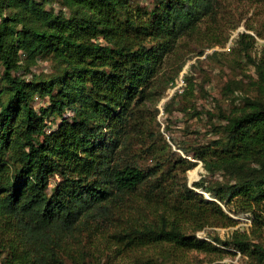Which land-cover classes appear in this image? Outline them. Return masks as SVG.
<instances>
[{"label": "trees", "instance_id": "16d2710c", "mask_svg": "<svg viewBox=\"0 0 264 264\" xmlns=\"http://www.w3.org/2000/svg\"><path fill=\"white\" fill-rule=\"evenodd\" d=\"M53 1L0 0V264H107L116 253L174 264L215 248L196 232L234 224L229 212L251 213V237L212 240L264 262V100L244 96L197 148L224 178L193 182L211 198L176 182L148 142L184 50L224 43L226 10L264 0ZM252 40L242 31L236 42L264 85ZM41 61L48 71L34 70ZM146 154L152 165L139 163Z\"/></svg>", "mask_w": 264, "mask_h": 264}, {"label": "rangeland", "instance_id": "374dc122", "mask_svg": "<svg viewBox=\"0 0 264 264\" xmlns=\"http://www.w3.org/2000/svg\"><path fill=\"white\" fill-rule=\"evenodd\" d=\"M137 1L149 6L152 4V0ZM60 5L58 0L46 4L47 7ZM226 11L235 25L224 43L206 47L202 54L201 44H190L184 50L185 62L174 83H168L155 105L152 121L154 125L148 142H154L153 153L159 151L165 159L164 162L169 160L166 167L171 168V171L168 173L182 186L194 187L193 182L201 179H204L206 185L210 180L224 179L220 172L211 174L205 170L202 159L195 155L197 148L209 144L218 136L214 126L222 123L221 114H228L235 106H241L244 96L264 100L262 79L253 65L245 60L236 42L240 32H248L253 36L249 50L251 55L257 58L264 54V8L255 2L246 5L242 1H236ZM246 25L253 26V29H247ZM214 50L217 52H213ZM48 64L49 62L41 61L34 70L48 71ZM180 79H183L181 90L176 88ZM188 79L194 83L192 91L187 88ZM36 100V106L45 101L40 97H36ZM152 132L154 133L151 134ZM149 154L139 158V163L152 165L155 159ZM194 188L204 197L211 198L206 189ZM221 205L227 211L225 206ZM229 214L235 220L234 224L208 225L196 232L198 238L215 248L208 247L206 251L193 250L188 253L187 260L174 264H264L242 254L232 246L225 247L212 240L215 234L226 237L233 230L251 237V213ZM103 261H107V264L111 261L113 264H134L133 257L123 253H116L108 258L104 256Z\"/></svg>", "mask_w": 264, "mask_h": 264}, {"label": "built area", "instance_id": "2783aa9c", "mask_svg": "<svg viewBox=\"0 0 264 264\" xmlns=\"http://www.w3.org/2000/svg\"><path fill=\"white\" fill-rule=\"evenodd\" d=\"M183 84V79H180V82L177 83L176 88L178 87L181 90L180 86Z\"/></svg>", "mask_w": 264, "mask_h": 264}, {"label": "bare ground", "instance_id": "6f19581e", "mask_svg": "<svg viewBox=\"0 0 264 264\" xmlns=\"http://www.w3.org/2000/svg\"><path fill=\"white\" fill-rule=\"evenodd\" d=\"M191 174H192V171H191ZM192 177H193V175H192Z\"/></svg>", "mask_w": 264, "mask_h": 264}]
</instances>
